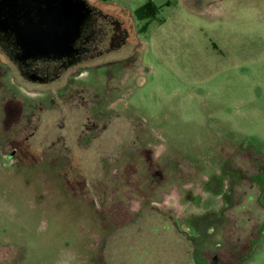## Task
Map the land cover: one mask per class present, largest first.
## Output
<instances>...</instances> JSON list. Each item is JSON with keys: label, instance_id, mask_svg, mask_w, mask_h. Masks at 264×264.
<instances>
[{"label": "rangeland", "instance_id": "1", "mask_svg": "<svg viewBox=\"0 0 264 264\" xmlns=\"http://www.w3.org/2000/svg\"><path fill=\"white\" fill-rule=\"evenodd\" d=\"M86 1L131 30L81 70L113 90L110 110L132 108L147 153L137 166L125 157L123 175L122 160L107 163L106 233L83 199L43 185L49 173H25L28 185L4 165L0 245L18 242L23 264H264V0ZM149 1L160 7L151 22L137 16ZM109 61L111 79L96 68ZM58 123L46 112L32 134L48 141ZM34 193L61 202L39 207Z\"/></svg>", "mask_w": 264, "mask_h": 264}, {"label": "flooded vegetation", "instance_id": "2", "mask_svg": "<svg viewBox=\"0 0 264 264\" xmlns=\"http://www.w3.org/2000/svg\"><path fill=\"white\" fill-rule=\"evenodd\" d=\"M92 9V22L82 27L78 38H72V51L68 56L25 57L10 36L3 39L0 35V172L7 165L17 170L16 177L28 185L29 181L23 177L25 173H39V169L49 173V182L43 177V185L59 193L63 190L66 197L83 199L91 211H96L92 220L95 217L100 219L102 231L106 233L109 229V200L105 196L109 190L105 188L107 163L114 162L113 159L115 163L122 160L116 170L117 175H123L125 157L135 158L137 166L139 158L147 151H141L140 128L145 125L140 119L127 115L132 108L110 110L108 94L113 90L94 87L93 82L83 76L91 68L84 72L82 68L121 50L131 33L113 15L95 7ZM44 24L51 28L50 23L38 26ZM101 63L96 68L105 67L103 77L113 78L110 69L114 70L118 63ZM68 73H71L70 79L64 87L53 86ZM59 95V100L55 101ZM46 97L49 103L44 101ZM50 111L60 118L57 133L48 141L36 140L33 129H38L43 115ZM127 143L128 146L124 147ZM145 159L147 167L153 169L156 165L153 160ZM137 187L140 188L139 182ZM120 189L116 191L120 192ZM98 192L102 198H93ZM43 195L34 193L33 203L43 207L48 201L54 206L61 202V199L45 200ZM100 205L102 209L97 210ZM19 245L15 241L4 244L1 238L0 264H23L26 254ZM105 248H101L102 252ZM216 264L222 263L218 261Z\"/></svg>", "mask_w": 264, "mask_h": 264}, {"label": "water", "instance_id": "3", "mask_svg": "<svg viewBox=\"0 0 264 264\" xmlns=\"http://www.w3.org/2000/svg\"><path fill=\"white\" fill-rule=\"evenodd\" d=\"M92 13L86 0H0V35L10 36L25 57L68 56Z\"/></svg>", "mask_w": 264, "mask_h": 264}, {"label": "trees", "instance_id": "4", "mask_svg": "<svg viewBox=\"0 0 264 264\" xmlns=\"http://www.w3.org/2000/svg\"><path fill=\"white\" fill-rule=\"evenodd\" d=\"M159 10L160 7H157L152 1H149L138 10L137 16L140 20H150L151 22L156 19Z\"/></svg>", "mask_w": 264, "mask_h": 264}]
</instances>
